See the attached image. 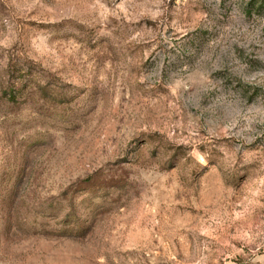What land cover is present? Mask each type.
Instances as JSON below:
<instances>
[{
  "label": "rangeland",
  "instance_id": "374dc122",
  "mask_svg": "<svg viewBox=\"0 0 264 264\" xmlns=\"http://www.w3.org/2000/svg\"><path fill=\"white\" fill-rule=\"evenodd\" d=\"M0 264H264V0H0Z\"/></svg>",
  "mask_w": 264,
  "mask_h": 264
}]
</instances>
